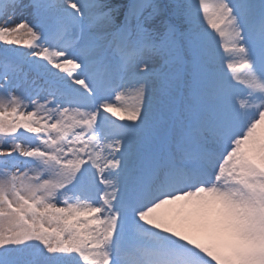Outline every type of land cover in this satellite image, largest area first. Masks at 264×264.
<instances>
[{
	"label": "snow or ice",
	"instance_id": "6c2138e0",
	"mask_svg": "<svg viewBox=\"0 0 264 264\" xmlns=\"http://www.w3.org/2000/svg\"><path fill=\"white\" fill-rule=\"evenodd\" d=\"M0 264H264V0H0Z\"/></svg>",
	"mask_w": 264,
	"mask_h": 264
}]
</instances>
